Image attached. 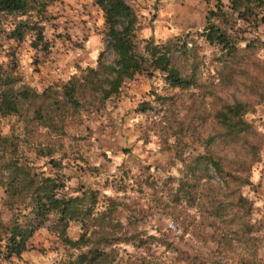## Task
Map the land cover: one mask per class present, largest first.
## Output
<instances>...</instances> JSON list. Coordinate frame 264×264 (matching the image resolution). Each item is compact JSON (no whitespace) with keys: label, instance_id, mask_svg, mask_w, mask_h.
<instances>
[{"label":"rangeland","instance_id":"rangeland-1","mask_svg":"<svg viewBox=\"0 0 264 264\" xmlns=\"http://www.w3.org/2000/svg\"><path fill=\"white\" fill-rule=\"evenodd\" d=\"M127 1L139 15V37L152 35L155 41L162 42L180 35L181 41H186V46L181 47L185 52L177 50L181 55L178 62L184 67L189 63L196 65L198 87L169 88L159 74L137 73L103 102L66 107L60 115L55 114L48 127L29 118L27 129L23 130L15 118L0 116V132H9L13 125L29 157L46 168L51 166L44 164L43 156L35 152H39L38 148L51 147L54 156L62 158L64 170L69 174L62 192H79L76 190L80 181L96 188L108 178L112 182L104 186L100 195L112 193L118 199L139 200L143 211L136 215V225L121 226L117 234L131 235L138 231L144 238L150 233L158 237L164 234L178 247L171 248L160 240L140 246L136 242H118L104 247L109 254L107 262L102 264H133L135 261L139 264H220V258L214 255L213 242L193 235L192 231H181L173 218L157 208V196H154L158 194L157 188L120 192L116 189L121 181H116L115 177L124 173L118 168L119 164L126 162L127 167L132 166L130 172L137 173L142 169H138V165L142 167L146 161L150 167L143 169L144 173L150 171L161 189V181L168 175H178L180 163L172 151L164 150L165 142L161 137L165 136L167 144L173 143L174 137L165 131L171 129L156 126V130L153 123L161 121L164 124L167 117H171L175 121L170 124L180 126L179 121L184 117L217 107L216 95L227 101H249L255 110L246 116L264 132V23L237 18L235 13L231 14L228 0ZM218 7L224 17L222 25L225 22L234 25L229 30L234 32L240 46L250 42L240 50L239 57H229L199 34L209 10ZM103 26L102 11L93 0H28L25 11L0 14L1 75L18 77L17 84L28 83L38 90L47 86L60 89L71 74H80L85 67L97 65L98 58L112 61L114 53L105 44ZM17 28L20 35L12 36ZM157 94L165 95L166 100L161 96L160 101L164 99V102L157 104L154 98ZM143 99L150 100L152 108L139 113L135 107ZM145 132L149 133L148 141L142 138ZM189 141L184 149L186 157L202 150L197 140L190 138ZM215 150L218 155L232 158L243 148L219 135ZM88 165H100L99 173L91 172ZM252 181L253 185L245 186L244 193L254 200L252 215L258 227L260 253L264 256V158L254 164ZM4 198V185L0 183V219L10 225L12 211L4 206ZM102 207V202H98L97 209ZM118 210L121 211V206ZM118 214L125 223L124 212ZM209 229L206 227L204 231ZM81 231L79 222L73 220L69 222L66 235L76 238ZM106 231L111 230L106 228ZM0 233L5 234L1 230ZM100 235L101 231H96L93 239ZM91 245L92 241L79 248L64 244L49 220L30 237L20 258L0 257V264H67L79 253L88 251ZM98 245L104 246L103 242ZM226 259L223 256V260Z\"/></svg>","mask_w":264,"mask_h":264},{"label":"trees","instance_id":"trees-1","mask_svg":"<svg viewBox=\"0 0 264 264\" xmlns=\"http://www.w3.org/2000/svg\"><path fill=\"white\" fill-rule=\"evenodd\" d=\"M93 1L102 11L105 44L114 53L112 61L104 62L98 58L97 65L85 67L80 74H71L60 89L47 86L38 90L28 83L17 84L18 77L1 75L0 72V116L15 118L23 130L27 129L29 118L48 127L55 114L60 115L66 107L78 108L86 102H103L118 92L127 78H133L137 73L159 74L169 88L185 90L198 87L196 65L189 63L184 67L178 62L181 55L177 50L185 52L181 47L186 46L180 35L170 36L162 42L155 41L152 35L139 37V15L127 0ZM228 1L231 14L235 13L237 18L264 23V0ZM27 7L28 0H0V14L25 11ZM220 11L221 7L209 10L199 34L229 57H239L240 50L250 42L240 46L234 32L229 30L234 25L226 22L222 25L224 17ZM18 30L12 36L20 35ZM161 96L166 100L165 95L157 94L154 97L157 104L158 101L164 102V99L160 101ZM216 98L217 107L184 117L179 121L180 126L170 124L175 121L171 117H167L164 124L161 121L153 123L156 130V126L171 129L165 131L174 137L173 143L167 144L165 136L161 138L165 142L164 150L172 151L180 163L178 175H168L161 181L163 187L161 185L159 189L158 181L151 177L152 173H144L143 169L150 167L149 162L143 161L142 167L138 165L137 168L142 169L137 173L130 172L132 166L127 167L123 162L118 166L124 172L123 176L115 177L116 181H121L116 190L139 192L145 187L157 188L158 194L154 195L157 196V208L173 218L181 231H192L193 235L213 242L214 255L220 258V264H264L256 234L258 227L252 215L254 200L244 193L245 186L253 185L254 164L264 158V132L246 116L255 110L249 101H227L218 95ZM151 108V101L143 99L135 110L142 113ZM14 130L12 125L9 132H0V183L5 191L3 204L12 211L10 225L0 219V230L5 232L4 235L0 233L2 259L20 258L30 237L49 220L51 228L64 244L79 248L92 241L88 251L79 253L67 264L107 262L109 253L105 248L118 242H136L140 246L160 240L178 249L174 241L164 234L158 237L150 233L149 239L138 231L131 235L117 234L121 226L136 225V215L143 211L139 200L118 199L112 193L100 195L104 186L112 182L108 178L96 188L80 181L76 190L79 192H62L69 177L62 158L54 156L53 149L46 146L38 148L39 152L35 154L43 156L44 164L51 168L36 164ZM219 135L237 143L243 150L232 158L216 154ZM142 138L148 141L149 133L145 132ZM190 138L197 140L202 150L186 157L184 149L190 144ZM88 168L94 174L100 171V165H88ZM100 201L103 207L97 209ZM118 206H121V211ZM118 213L123 214L125 223ZM73 220L78 221L82 228L76 238L66 235L69 222ZM206 227L210 229L204 231ZM106 228L111 231H106ZM96 231H101V235L93 239ZM99 242L104 246L100 247ZM242 244L247 247H242ZM223 256L227 259L223 260Z\"/></svg>","mask_w":264,"mask_h":264}]
</instances>
